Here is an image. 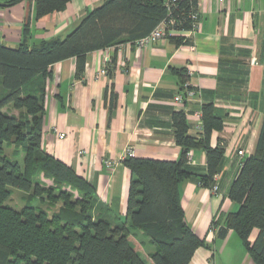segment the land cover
I'll return each mask as SVG.
<instances>
[{
	"label": "crops",
	"instance_id": "crops-1",
	"mask_svg": "<svg viewBox=\"0 0 264 264\" xmlns=\"http://www.w3.org/2000/svg\"><path fill=\"white\" fill-rule=\"evenodd\" d=\"M103 2L72 0L65 10L40 19L34 1L0 6V42L16 48L25 25L30 45L64 39ZM199 4L198 30L169 34L188 44L178 45L167 35L145 48L125 43L95 51L86 56L80 78L76 58L54 64L46 84L42 147L85 178L115 216L124 217L131 181L124 160H179L182 149L175 140L173 115L184 112L189 135L202 138L203 106L212 104L224 122L209 142L211 148H224L218 191L200 185L199 177L208 173L202 148L190 151L187 166L195 176L181 186L185 221L204 241L190 264H256L235 231L221 239L213 223L238 211L229 192L242 162L256 152L264 121V0ZM186 82L197 96L177 103ZM258 234L253 230L249 241L255 242Z\"/></svg>",
	"mask_w": 264,
	"mask_h": 264
},
{
	"label": "trees",
	"instance_id": "trees-1",
	"mask_svg": "<svg viewBox=\"0 0 264 264\" xmlns=\"http://www.w3.org/2000/svg\"><path fill=\"white\" fill-rule=\"evenodd\" d=\"M24 1H34L40 19L65 10L72 0L2 4ZM196 8L197 0H177L170 7L166 0H104L64 39L30 45L25 25L16 48L0 42V264H190L204 246L185 221L181 186L195 176L187 166L192 149L206 151L208 173L199 177L201 186L211 188L219 172L224 148H211L209 142L224 122L212 104L203 106L202 138L189 135L184 112L173 115L175 140L182 149L179 160H124L131 172L124 217L115 216L85 178L42 147L46 84L54 64L76 58L80 78L89 53L135 44L163 22L174 21L172 30L190 31ZM168 38L178 45L189 43ZM43 178L53 185H44ZM12 189L26 195L21 210L5 205ZM229 198L239 209L214 221L218 237L235 231L256 264H264V121L256 152L242 162ZM255 229L259 234L251 243Z\"/></svg>",
	"mask_w": 264,
	"mask_h": 264
},
{
	"label": "built area",
	"instance_id": "built-area-1",
	"mask_svg": "<svg viewBox=\"0 0 264 264\" xmlns=\"http://www.w3.org/2000/svg\"><path fill=\"white\" fill-rule=\"evenodd\" d=\"M216 3L220 6H225L230 0H215ZM177 0H166V6L170 7L171 5L175 4ZM199 0H197V8L193 10L190 14V22H191V33H195L200 25V20H201V12L199 10ZM174 24V21L167 24L165 22L161 23L156 29H154L149 35H147L144 38H141L135 42V45L138 48H145L147 47L148 44L151 42H158V41H163L167 38V35H169L171 32H179L172 30L170 28L171 25ZM106 71L102 70L100 75H105ZM197 96V91L191 87V85L186 82L182 85L181 92L175 97V102L177 103H184L187 100L193 99ZM200 129H203V125H200ZM65 135L63 133L60 134V137H64ZM245 152L243 150L238 151V155L240 157H243ZM188 161H190V153L188 154ZM108 167L112 166L111 162L107 163ZM218 175L214 177V184L210 188L212 193L216 194L218 191Z\"/></svg>",
	"mask_w": 264,
	"mask_h": 264
},
{
	"label": "rangeland",
	"instance_id": "rangeland-1",
	"mask_svg": "<svg viewBox=\"0 0 264 264\" xmlns=\"http://www.w3.org/2000/svg\"><path fill=\"white\" fill-rule=\"evenodd\" d=\"M9 152H11V149L7 150V154H9ZM42 181H43L44 185H46L47 187L53 185V182L51 180L43 178ZM65 189H67L68 191L70 190V188H65ZM75 195L77 196L76 193H75ZM25 197H26V195L22 191L17 190V189H12V195H11L10 199L7 200L5 205H7V206H9L15 210H21L27 203V201L25 200ZM60 205L61 204L56 205L55 209H53V210L54 211L58 210ZM43 206L45 208H47L48 203L45 202Z\"/></svg>",
	"mask_w": 264,
	"mask_h": 264
},
{
	"label": "water",
	"instance_id": "water-1",
	"mask_svg": "<svg viewBox=\"0 0 264 264\" xmlns=\"http://www.w3.org/2000/svg\"><path fill=\"white\" fill-rule=\"evenodd\" d=\"M0 6H4V4L0 3Z\"/></svg>",
	"mask_w": 264,
	"mask_h": 264
}]
</instances>
